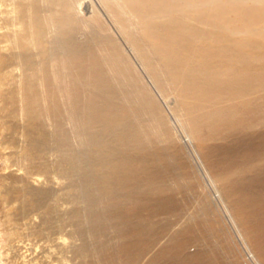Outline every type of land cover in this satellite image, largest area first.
Here are the masks:
<instances>
[{
	"label": "bare ground",
	"instance_id": "obj_1",
	"mask_svg": "<svg viewBox=\"0 0 264 264\" xmlns=\"http://www.w3.org/2000/svg\"><path fill=\"white\" fill-rule=\"evenodd\" d=\"M69 1L26 0L13 3L7 12L0 35L5 43L0 46V146L10 149L8 160L15 152L14 138L20 136L24 146L19 151L28 162L25 174L34 184L39 177L50 182L53 170L61 175L79 164L73 152L65 155L68 139L61 120L65 116L74 124L77 137L90 149L83 180L105 204L104 212H94L88 196L84 218L93 225L94 240L95 226L108 223L120 242L109 250L107 243L91 248L82 239L73 247L77 264H136L181 219L188 222L148 264H229L219 246L209 249L211 239L217 237L221 246L223 241L202 219L207 211L199 199L210 189L214 201L228 203L227 220L239 242L241 225L246 237L262 246L260 260L246 251L248 262L264 264V131L244 134L264 126V45L257 42L264 37L261 0L251 1L249 10L238 7L243 0H114L108 5L155 87L175 96L183 145L118 44L104 38L99 51L98 45L73 40L80 25ZM49 6L58 10L51 14ZM126 12L140 26L137 35L128 31ZM90 23L105 30L98 19ZM50 25L57 29L61 47L51 65L46 41ZM223 26L231 32L221 30ZM50 151L58 156L55 167ZM256 162L263 167L257 169ZM54 192L25 184L5 188L2 196L6 204H17V217L38 215L42 231L34 233L44 230L48 238L65 221ZM189 209L193 213L188 216ZM157 216H163L158 223L152 220ZM68 219L81 236L76 208ZM196 230L202 231L198 239Z\"/></svg>",
	"mask_w": 264,
	"mask_h": 264
},
{
	"label": "rangeland",
	"instance_id": "obj_2",
	"mask_svg": "<svg viewBox=\"0 0 264 264\" xmlns=\"http://www.w3.org/2000/svg\"><path fill=\"white\" fill-rule=\"evenodd\" d=\"M243 1L244 2L239 3L238 7L241 8L244 7L246 10H249L251 6L254 5L252 3L254 0H243ZM24 2H26V0H0V35L4 32V30L1 29V27L5 26V21L6 19H8L7 12H9V10L11 9V5L13 3L21 4ZM69 2L71 3L70 12L75 17V19L78 20L77 22L80 25L78 26V29L74 33L73 40H75L81 46L97 47L98 45L97 49L99 51L102 49V46L100 45H102V40L103 41L105 40L104 38H110L116 44H118L123 49L122 51H124L128 59L130 60V63H132L133 67L138 72V75H140V78L147 86L146 88L150 90V92L154 95L155 100L159 102L163 110V113L167 116L172 131L173 130L175 131L177 129L176 130L177 132L173 131L174 132L173 134L175 136L174 138H176V140L180 145L181 144L183 145L182 139L184 136V132L182 130L183 129L182 125H180L178 114L177 112H175L176 98L170 92L162 94L158 90V88L155 87L152 78L150 77V75H148L143 64L140 63L139 58L135 54L134 50H132L133 48L130 42L126 38H124V35L120 30L119 25H117L115 17L109 11L108 5L111 6V3H114V0H70ZM258 7L264 8V0H261L260 3H258ZM48 10L49 13L52 14L56 12L58 8L56 6H49ZM95 15L98 17H96ZM91 19L92 20L98 19V21L101 24L102 23L104 24L103 26H105V30L100 29L94 23L93 24L90 23ZM126 19H128V23H126V25L128 26V31L132 33V35H137L140 30V26L139 24H137L138 22H136L133 16L127 12H126ZM87 20L89 21L85 25L84 21L86 22ZM260 23L261 24L264 23V19L261 20ZM227 28L228 27L223 26L221 30H223L228 34V32L231 31L227 30ZM243 28H245V23ZM249 29L250 28H248V30ZM261 34L264 33L262 32ZM257 35L259 36V34ZM58 37L59 36L57 29L54 28V26L52 25L48 26L46 41L48 47V53H47L48 64L50 65L54 62V59L56 55H58V52L61 51ZM235 38H239V36L238 37L236 36ZM1 40L3 39L0 38V41ZM260 41H262V45H264V37H259L257 42L261 43ZM4 45L5 43H0L1 47ZM1 94L2 92H0V104H1ZM61 124L63 127L62 130L65 131L68 139L67 141L68 148L65 150V155L70 152H73L75 155L79 156V164L75 166L76 167L75 169L73 170L68 169L65 171V173L61 175H58V173H55L56 171L53 170L52 173H50L49 175L50 182L45 181L44 177H39L38 178L39 182L34 184L32 181H30L31 180L30 175L25 174L24 170H26L25 167L28 166V162L22 157V154H20L19 151L21 147L24 146L23 139L20 136L16 135L14 138L13 146H15L14 148L15 152L14 155L10 156L11 157L10 159L6 160V156L8 155V153L11 152L10 149H5L3 148V146H0V264H41V263L42 264H77L79 262V258L75 256L73 252V247L80 246V244L82 243V239H84V241L87 240L88 242L86 243L91 248H98L101 241L107 243V247L109 250H114V248L120 243L118 242L119 239L117 238L116 232L113 230L114 228L113 225L108 223H103V224L101 223L99 225H96L95 230L97 233L96 234L97 237H95L96 238L95 240L92 238L93 234L91 233V231L93 229L92 228L93 225L91 226V224L88 221H86L87 219L84 218L88 216V210L90 208L87 205L88 204L87 197L92 196L93 199L92 200L93 206H91V208H93L92 211L97 212L99 214L104 212L105 204L103 198L100 195H97L94 192H92L93 190L89 189L88 186L85 185V182L83 180L84 178L83 173L87 168L86 166L88 164L86 161V157L88 155L87 153L90 152V149L79 140L80 138L77 137L76 135V129L74 124L67 117L64 116L62 118ZM52 128L53 126L51 120H49L47 130L51 132L53 131ZM262 130L264 131V126H256L246 131V133L244 134L257 135V133H261ZM218 142H222V141L220 140ZM4 146L7 147V145ZM184 148H185L184 150L186 151L188 150V147L187 146L185 147V145ZM51 152L52 151H50L47 156L49 157L50 163L53 165L52 167H55L54 164H57L56 159H58V156L56 155L57 154L56 152H52V153ZM256 163L258 164V162ZM261 167L263 166L261 162H259V164L256 165V168L258 169ZM54 169L56 170V168ZM33 177L36 179V176L33 175ZM208 180L206 183L207 187L210 186ZM25 184L32 185L34 187H39L40 185H43L44 187L52 188L55 191L53 193L54 195L52 199L58 201L62 211L61 214L64 217L63 219H65L63 224L67 226L62 224L60 230L55 231L57 232L56 234L54 233L50 235L48 238H46L44 230L42 235L39 234L37 235L34 233L35 230H37L38 232L42 231V228L40 229L39 227H37L39 223L38 220L39 218H37L36 216L38 215H34L35 217L28 215L29 218L32 217V220L31 218L23 219V217L21 216L17 217V213L14 212L16 209L15 207H17V204L16 203L6 204L4 201L7 199H5L6 198L5 196H2L3 195L2 192L4 191L5 188L14 187V186L22 187ZM82 189H84L85 191H83ZM210 194L212 195L211 189L210 191L207 190L205 192V198L201 196L199 199V201L202 202L203 204L202 207H204L207 211L205 212L204 218L202 219L206 220L208 225L213 227L212 230H214L216 233L222 236L221 238L223 241L221 246V244H218L217 237H215L216 239H211L214 243H211V241H209V249L214 250L216 247L219 246L220 250H222L227 256V260L229 264H251V262H248L246 257L247 250L248 251L250 250L257 260H260V255L262 254V249H261L262 246H260L258 242L252 241L249 239V237H246L247 235L241 225L238 226V233L240 235L239 237L242 238L241 242H239L238 237H235L236 235L234 234L232 228L233 225H231V222L227 220L228 216L226 213L230 214L228 203L226 201L222 203L218 201L217 203L211 198ZM146 199L147 198H144L143 201H146ZM153 201L154 198L148 201V203L150 202L153 204ZM72 208H76L77 212L79 213V218H81L80 219V231L82 233L81 236L77 232L73 231L75 229V225L71 223L68 219V217L70 216V209ZM188 211H189L187 212L188 216L191 215V213H193V209H189ZM8 216H10V218H8ZM162 218L163 216H159V217L157 216L152 220L158 223L159 221H161ZM216 219H217V223L214 222V220L216 221ZM187 222L188 221L186 219L175 221L174 224H172L171 227H169L166 234L160 237V239L157 240V242L149 249V251L145 253V255H143L136 262V264H148L150 258L154 254H156V252H159V250L162 247L168 244L172 234L178 231L181 228V226L185 225ZM24 225L26 226V228ZM208 225H205V227H209ZM14 230L17 232L16 233L17 235L8 239L7 234L13 232ZM205 230L208 231L209 235H212L211 231L208 228H206ZM197 232L198 231L196 230V236H198L197 237L198 239L199 237L202 236V231H199L198 233ZM59 233L61 234L59 235ZM59 236L62 237V240L58 239ZM63 239L65 240L63 241ZM203 240L206 241L205 239ZM204 241L203 242L201 241L200 243L202 244L201 246L203 249L207 247V245H204L206 244ZM224 241H226V243ZM46 243L48 244V246L46 245ZM245 243L247 244V246L244 245ZM212 247H214V249ZM35 248L37 249L35 250ZM193 248L194 247L189 248V250H187L186 252L188 253L191 252ZM228 250L230 253L228 252Z\"/></svg>",
	"mask_w": 264,
	"mask_h": 264
}]
</instances>
